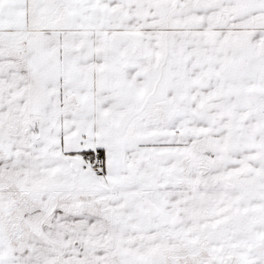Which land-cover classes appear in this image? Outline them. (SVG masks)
Here are the masks:
<instances>
[{
	"label": "snow or ice",
	"instance_id": "6c2138e0",
	"mask_svg": "<svg viewBox=\"0 0 264 264\" xmlns=\"http://www.w3.org/2000/svg\"><path fill=\"white\" fill-rule=\"evenodd\" d=\"M0 264H264V0H0Z\"/></svg>",
	"mask_w": 264,
	"mask_h": 264
}]
</instances>
